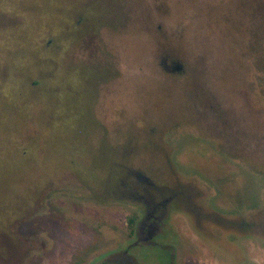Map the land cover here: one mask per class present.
Returning <instances> with one entry per match:
<instances>
[{
    "label": "rangeland",
    "instance_id": "obj_1",
    "mask_svg": "<svg viewBox=\"0 0 264 264\" xmlns=\"http://www.w3.org/2000/svg\"><path fill=\"white\" fill-rule=\"evenodd\" d=\"M126 167L203 194L196 264H264V0H0V264L84 260Z\"/></svg>",
    "mask_w": 264,
    "mask_h": 264
},
{
    "label": "flooded vegetation",
    "instance_id": "obj_2",
    "mask_svg": "<svg viewBox=\"0 0 264 264\" xmlns=\"http://www.w3.org/2000/svg\"><path fill=\"white\" fill-rule=\"evenodd\" d=\"M172 67L176 70L183 66ZM126 168L130 177L121 174L115 183H83L89 214L84 227L94 229L98 237L93 243L86 240L84 260L74 264L199 262L196 252L202 244L199 236L206 227L205 220L212 216L198 202L203 194L191 192L181 182L170 184L134 167ZM45 205L46 202L38 199L36 209ZM25 261L21 264H26ZM37 261L33 264H55L51 258L42 263Z\"/></svg>",
    "mask_w": 264,
    "mask_h": 264
},
{
    "label": "trees",
    "instance_id": "obj_3",
    "mask_svg": "<svg viewBox=\"0 0 264 264\" xmlns=\"http://www.w3.org/2000/svg\"><path fill=\"white\" fill-rule=\"evenodd\" d=\"M173 65H177V64H173ZM173 65H171V67H172ZM171 67H170V69H171ZM176 70H179V71L181 72V70H183V67H182V69H176ZM176 70H175L174 67H172V69H171V71H176ZM182 72H183V71H182ZM203 100H204L206 103L209 102L208 97H204ZM202 102H203V101H202ZM202 102H201V103H202ZM214 117H216L217 119L221 120L222 122L224 121V119H220V118H218V113H215V114H214Z\"/></svg>",
    "mask_w": 264,
    "mask_h": 264
}]
</instances>
